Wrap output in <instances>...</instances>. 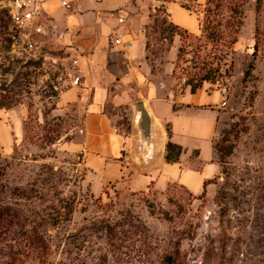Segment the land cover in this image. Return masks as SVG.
Wrapping results in <instances>:
<instances>
[{
  "label": "rangeland",
  "instance_id": "374dc122",
  "mask_svg": "<svg viewBox=\"0 0 264 264\" xmlns=\"http://www.w3.org/2000/svg\"><path fill=\"white\" fill-rule=\"evenodd\" d=\"M68 1L65 10L43 0V29L27 33L0 0V264H264V0L100 2L117 5L100 13L112 28L122 11V32L136 26L148 42L153 78L226 88L216 172L200 191L177 181L91 189L83 108L60 93L91 63L102 26L73 21L87 7ZM173 2L186 29L169 15ZM135 85L114 82L119 97L106 104L125 133L141 97Z\"/></svg>",
  "mask_w": 264,
  "mask_h": 264
},
{
  "label": "crops",
  "instance_id": "0c3cea01",
  "mask_svg": "<svg viewBox=\"0 0 264 264\" xmlns=\"http://www.w3.org/2000/svg\"><path fill=\"white\" fill-rule=\"evenodd\" d=\"M80 2L87 7L86 11L73 13V21L86 29H95L90 25L98 22L102 29L95 42L89 46L92 51L87 58L91 63L87 68H81L80 83L65 88L60 96L65 100L76 101L83 108L81 162L86 168L85 177L91 189L97 191L107 184H114L136 190L150 183L177 181L189 190L200 191L206 186L208 178L215 174L217 167L213 138L222 111L219 89L207 90L201 85L191 91L184 82L174 85L166 74L165 78H153L156 73L151 71L147 60V41L137 35L136 26L127 24L130 30L121 31L123 38L130 41L126 52L120 45L109 44L107 40V33L112 27L100 13L104 12V8H115L117 5L102 4L101 0ZM174 4L177 3L168 5L169 15L173 22L176 20V24L184 27L182 20L173 17L174 20L171 16L176 11ZM197 29L198 24L191 32ZM119 54L125 55L124 60H121L125 64L121 72L118 67ZM138 55L140 59L136 60ZM131 79L136 84V96H141L138 100H143L150 112L153 125L152 157L142 162H138L137 156L143 157L146 151L137 143L134 126L133 133L123 132L106 110L107 102H116L119 97L111 90V85ZM168 139L182 147L176 160L165 159Z\"/></svg>",
  "mask_w": 264,
  "mask_h": 264
},
{
  "label": "built area",
  "instance_id": "2783aa9c",
  "mask_svg": "<svg viewBox=\"0 0 264 264\" xmlns=\"http://www.w3.org/2000/svg\"><path fill=\"white\" fill-rule=\"evenodd\" d=\"M5 6L10 15L11 24L16 30L29 32L32 28L34 31H42L43 26L37 21L41 14L43 0H5ZM63 8L69 7L68 0H58ZM121 10V9H119ZM117 16L118 24L107 33V40L112 44L120 45L123 50L130 47V41L122 36L121 27L124 23L122 11ZM79 76L75 75L71 79L72 84L79 83ZM221 102H226V88L221 89Z\"/></svg>",
  "mask_w": 264,
  "mask_h": 264
},
{
  "label": "water",
  "instance_id": "95a60500",
  "mask_svg": "<svg viewBox=\"0 0 264 264\" xmlns=\"http://www.w3.org/2000/svg\"><path fill=\"white\" fill-rule=\"evenodd\" d=\"M136 105V116L133 121V126L135 130L136 140L139 146L145 149L146 154L142 156H137L140 162L150 159L152 157V125H151V115L145 105L143 100H137Z\"/></svg>",
  "mask_w": 264,
  "mask_h": 264
},
{
  "label": "trees",
  "instance_id": "16d2710c",
  "mask_svg": "<svg viewBox=\"0 0 264 264\" xmlns=\"http://www.w3.org/2000/svg\"><path fill=\"white\" fill-rule=\"evenodd\" d=\"M184 29H186V28H184ZM147 44H148V42H147ZM186 83H189V82L188 81L184 82V84H186ZM199 86H200L199 82L191 83L189 85L191 91H194ZM3 105H4L3 103H0V106H3ZM181 150H182V147H181L180 144H178L176 142H173L172 140L168 139L166 141V144H165V154H164L165 155V159L167 161L176 160L178 158L179 153L181 152Z\"/></svg>",
  "mask_w": 264,
  "mask_h": 264
},
{
  "label": "bare ground",
  "instance_id": "6f19581e",
  "mask_svg": "<svg viewBox=\"0 0 264 264\" xmlns=\"http://www.w3.org/2000/svg\"><path fill=\"white\" fill-rule=\"evenodd\" d=\"M153 137H154V136H153V133H152V142H153ZM138 162H140V160H139V159H138Z\"/></svg>",
  "mask_w": 264,
  "mask_h": 264
}]
</instances>
